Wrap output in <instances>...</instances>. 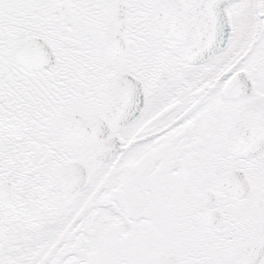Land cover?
Returning <instances> with one entry per match:
<instances>
[{
	"label": "snow or ice",
	"instance_id": "6c2138e0",
	"mask_svg": "<svg viewBox=\"0 0 264 264\" xmlns=\"http://www.w3.org/2000/svg\"><path fill=\"white\" fill-rule=\"evenodd\" d=\"M0 264H264V0H0Z\"/></svg>",
	"mask_w": 264,
	"mask_h": 264
}]
</instances>
